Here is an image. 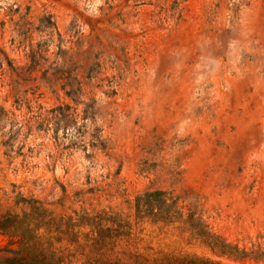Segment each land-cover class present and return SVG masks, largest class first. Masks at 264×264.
<instances>
[{
	"label": "rangeland",
	"instance_id": "374dc122",
	"mask_svg": "<svg viewBox=\"0 0 264 264\" xmlns=\"http://www.w3.org/2000/svg\"><path fill=\"white\" fill-rule=\"evenodd\" d=\"M0 223V264H264V0H0Z\"/></svg>",
	"mask_w": 264,
	"mask_h": 264
},
{
	"label": "trees",
	"instance_id": "16d2710c",
	"mask_svg": "<svg viewBox=\"0 0 264 264\" xmlns=\"http://www.w3.org/2000/svg\"><path fill=\"white\" fill-rule=\"evenodd\" d=\"M72 227V224L67 222V226L61 229L60 225H57L56 231L60 236L61 234H66L69 229ZM6 224L0 223V231L5 233ZM59 238V237H57ZM49 245H51L49 243ZM29 250L33 251V255L24 260L17 257H7L5 258V264H63V256H58L53 250L49 253L48 247H45L41 242L35 241V243L28 247Z\"/></svg>",
	"mask_w": 264,
	"mask_h": 264
}]
</instances>
